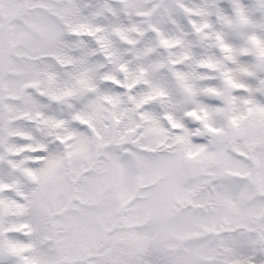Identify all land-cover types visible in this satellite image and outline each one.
I'll use <instances>...</instances> for the list:
<instances>
[{"label":"snow or ice","instance_id":"1","mask_svg":"<svg viewBox=\"0 0 264 264\" xmlns=\"http://www.w3.org/2000/svg\"><path fill=\"white\" fill-rule=\"evenodd\" d=\"M0 264H264V0H0Z\"/></svg>","mask_w":264,"mask_h":264}]
</instances>
